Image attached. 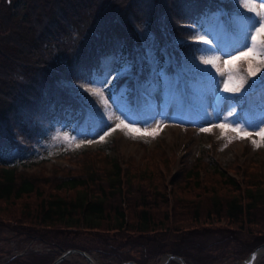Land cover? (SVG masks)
<instances>
[{"label": "rangeland", "instance_id": "1", "mask_svg": "<svg viewBox=\"0 0 264 264\" xmlns=\"http://www.w3.org/2000/svg\"><path fill=\"white\" fill-rule=\"evenodd\" d=\"M11 1L12 7L6 14L11 15L12 20L27 15L25 0ZM34 1L44 3V0ZM109 1L105 0L99 8L90 6V0L81 4L75 2L77 15L70 16V11H63L65 18L61 24L56 28L46 27L47 36L43 45H48L51 50L59 42V52L74 43V48L79 49L83 43L82 35L91 26L96 28L99 16L109 22L118 20L123 9L113 17V5L105 8ZM220 1L229 2L231 8L222 6L218 12L204 17L200 26L190 36L186 35L184 43L189 42L194 48L193 52L186 53L180 49L183 40L169 37L164 29L168 0H140L138 6L150 9L153 14L145 19L146 23L139 21L133 26L135 41L131 55L108 58L102 73L94 72L88 80L65 81L60 78L58 84L79 96L85 106L82 107L85 114L80 123L68 121L67 117H54L55 120L50 127H45L31 150H13L3 157L7 163L18 166L24 163L25 166L19 170L34 179L39 193L34 191L18 200L12 198L9 202L0 199V264H37L40 260L36 256L53 249L51 247H55L56 243L64 242L84 246L89 249L85 252L101 264H136L134 260L160 264L166 253L174 251L188 253L190 258L203 264H243L252 249L260 245L257 238L234 240L236 236L226 230L238 231L239 226L214 217L189 220L186 225L180 223L186 233H183L184 237L179 243L164 246L159 242L165 233L164 228H158L149 237L134 242L132 234L125 239L121 236L117 238L111 232L104 233V229L87 234L86 231L73 232L54 227V230L40 229V225L31 224L27 215L21 224V220H14L27 211L36 214L42 197L72 198L75 189L61 186L60 178L65 175L78 176L91 165L96 168L97 177L105 181L106 174L110 176L114 171L113 159L117 160L120 169H128L131 188L133 185L141 187L149 195L162 192L169 200L171 215L197 198L205 201H202L205 207L210 203L207 197L211 194L232 196L234 189L219 176L218 170L237 182L243 191L259 175L264 176V145L254 147L250 138L237 139L230 131L222 135L221 129L215 127L226 120L233 127H243L253 133L258 127H264V69L255 76H247L249 66H256L248 57L235 61L233 65L225 64L231 56L238 55L235 49L244 50L247 33L254 31L248 18L254 14L242 6L241 0ZM26 27L23 33L27 32ZM186 27L193 30L192 25L186 24ZM155 33L167 41L168 47L165 46L161 54L157 52L159 36ZM247 42L250 43V36H247ZM10 50H13L11 47L8 52L14 53ZM216 57L219 59L215 66L202 62ZM2 63L16 74L26 73L16 62L4 58ZM230 67L238 68V75L246 77L239 92L224 91ZM117 116L141 130H152L158 124L161 127L155 137L125 135L126 130L111 131ZM204 128L211 130L201 131ZM98 147L106 148V151ZM75 152H81V155H75ZM191 168L192 173H188ZM90 187L91 191L97 189L91 184ZM163 209L162 203L153 211L162 216ZM176 227L173 223L172 229L168 227L166 231L174 234ZM33 232L35 235L32 237ZM120 252L128 255V261L119 263L116 253ZM66 258L63 261L67 264H87L78 254ZM166 264L179 263L169 261ZM256 264H264V256L258 258Z\"/></svg>", "mask_w": 264, "mask_h": 264}, {"label": "trees", "instance_id": "2", "mask_svg": "<svg viewBox=\"0 0 264 264\" xmlns=\"http://www.w3.org/2000/svg\"><path fill=\"white\" fill-rule=\"evenodd\" d=\"M104 1L90 0L89 5L99 8ZM75 2L81 4L87 3L88 0H44V3L25 0L27 15L28 11L30 14L28 17L23 14L21 18L13 20L11 15L6 14V11L12 7V1L0 2V31L3 29V34H0V199L5 202H9L12 198L21 199L34 191L37 194L39 192L34 179L19 170L20 167L25 166L24 163L23 165L19 163V166L7 163L3 157L8 156L13 150L16 152L31 150L39 141L45 127H50L55 120L54 117H67L68 121L73 120L77 123L83 120L85 106L79 96L58 84L60 78L65 81L80 78L88 80L94 72L102 73L101 70L108 58L131 55V47L135 41L133 26L139 21L146 23L145 19L153 14L150 9L138 6L140 0H111L105 8L109 9L113 5V17L123 9L117 17L118 20L109 22L99 16L96 28L91 26L87 33L82 35L83 43L78 47L79 49L74 48V43H71L68 48H62L58 52L57 48L60 46L59 42H56V48L49 50L48 45H43L47 36L46 27L56 28L61 24L65 18L63 11L68 10L71 12L70 16H76L78 12L75 9L77 7ZM166 5L168 14L164 29L169 37L183 40L180 49L186 53L194 50L190 47L191 43H184L186 35L190 36L200 26L203 18L210 13L218 12L222 6L231 8L229 2L220 0H181V2L168 0ZM161 11L162 8L159 9L160 14ZM186 24L192 25L193 30L186 27ZM24 26L29 28L26 27V33H23ZM155 34L159 36L156 47L157 52L161 54L164 47H168L167 41L161 35ZM10 47L13 49L10 51L14 53L8 52ZM4 58L18 63L26 73L22 71L16 74V71L11 70L9 66L3 65ZM98 149L106 151V148L98 147ZM79 153L81 155V152H75V155ZM112 161L114 171L110 176L106 174L105 181L97 177V170L91 165L78 176L65 175L60 178L61 186L70 190L75 189L72 198L42 197L37 204L36 214L27 211L14 220H21V224L27 215L31 224L40 225L39 227H42L40 229L62 228L73 232L86 231V234L104 229V233L111 232L116 235L115 237H126L125 239L132 234L135 237L134 242L149 237V234L158 228H164L165 233L160 241L158 240L161 242L160 245L164 246L168 243L176 244L184 237L186 233L180 223L186 225L189 220L201 221L203 217L207 219L214 217L233 223L235 227L239 226L238 231H232L231 228L226 230L232 236H236L234 240L242 241L241 237H244L249 240L257 238L260 244L264 242L263 175H259L243 191L237 182L214 167L219 176L232 186L234 194L230 197L211 194L207 197L210 198V203L205 207L202 206L205 201L197 198L185 203L183 209H179L177 213L175 210V214L171 215L169 200L162 192L149 195L141 187L133 185L131 188L129 184L131 174L128 169L124 171L120 169L117 160ZM192 171L193 168L188 173ZM90 184L97 189L89 190ZM139 188L141 190H138ZM161 202L165 207L162 216L153 211L157 205L161 206ZM172 221L175 227L176 223L178 224L174 234L166 231L168 227L172 229ZM33 235L34 232L31 236ZM31 236L29 238H32ZM51 248L53 249L36 256L40 260L37 264H51L66 249L89 250L80 244L67 242L56 243L55 247ZM179 252L181 251L171 253L180 256L187 264H203L190 258L188 253ZM116 256L119 258V263L128 261V255L122 252L116 253ZM146 256L150 257V255ZM134 261L136 264L147 263ZM67 263L62 261L60 264Z\"/></svg>", "mask_w": 264, "mask_h": 264}, {"label": "snow or ice", "instance_id": "3", "mask_svg": "<svg viewBox=\"0 0 264 264\" xmlns=\"http://www.w3.org/2000/svg\"><path fill=\"white\" fill-rule=\"evenodd\" d=\"M242 6L247 9V11L252 12L254 15L253 17H249L248 19L251 21V28H254V31H250L247 33V36H250V43L247 42V36H246V43L243 45V51L240 49H235V51L238 53V55L231 56V53H228L227 55L231 56L230 60H226L225 64L227 65H233V63L243 57H248L252 61L255 62V67L249 66L247 70V76H255L257 72L264 69V0H241ZM258 18V19H256ZM199 39H203L200 37ZM204 43H207V41H204ZM219 58H211V59H204L202 60L205 64H212L215 66L216 60ZM229 76L228 79L224 81V91L225 92H239L241 87H243V84L245 82L246 77L245 76H239V69L235 67H230L227 69ZM223 74V73H221ZM95 94L100 95L99 92H96V90H93ZM115 120L117 121L115 124V127L111 129V131H116L117 129L121 131H125V135L128 134H139V135H151L155 137V135L158 134L157 129H159L161 126L158 124L156 128H153L152 130L144 129L141 130L139 128L131 127L129 124L125 123L124 120H121L120 117H115ZM215 127H218L221 129V134L223 135L225 131H230L235 134V138L240 139L244 137H248L251 139V142L254 147H261L264 145V127H258V130L253 132H248L243 127H233L231 124L226 120L225 123L215 125ZM211 129L204 128L201 129V131L208 132ZM110 133H106L105 135H108ZM253 137H257L253 138ZM101 140H103V137H101ZM230 142V141H229Z\"/></svg>", "mask_w": 264, "mask_h": 264}, {"label": "water", "instance_id": "4", "mask_svg": "<svg viewBox=\"0 0 264 264\" xmlns=\"http://www.w3.org/2000/svg\"><path fill=\"white\" fill-rule=\"evenodd\" d=\"M264 248V242L261 243L260 245L254 247L252 249V251L250 252V254L247 256V258L244 260L243 264H256L257 262V257L259 252ZM72 254H78L81 257H83L87 264H96L95 260L93 259V257H91L89 255V253H86L85 251H82L80 249H67L65 252H62L59 256L56 257V259L51 263V264H59L60 262H62L63 260L67 259L66 257ZM169 261H177L179 264H187L184 262V260L178 256V255H173V254H167L164 256L163 260L161 261L160 264H166ZM121 264H134L133 262H123Z\"/></svg>", "mask_w": 264, "mask_h": 264}, {"label": "bare ground", "instance_id": "5", "mask_svg": "<svg viewBox=\"0 0 264 264\" xmlns=\"http://www.w3.org/2000/svg\"><path fill=\"white\" fill-rule=\"evenodd\" d=\"M262 256H264V248L259 252L257 258H261Z\"/></svg>", "mask_w": 264, "mask_h": 264}, {"label": "flooded vegetation", "instance_id": "6", "mask_svg": "<svg viewBox=\"0 0 264 264\" xmlns=\"http://www.w3.org/2000/svg\"><path fill=\"white\" fill-rule=\"evenodd\" d=\"M103 256H106V255H103ZM95 260V259H94ZM96 262V261H95ZM111 263H113V262H110V263H106V264H111ZM96 264H101V263H97L96 262ZM115 264V263H114Z\"/></svg>", "mask_w": 264, "mask_h": 264}]
</instances>
